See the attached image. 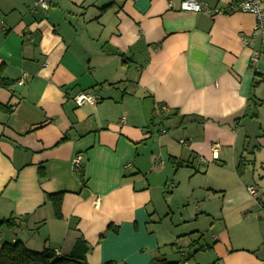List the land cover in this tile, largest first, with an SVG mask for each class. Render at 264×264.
Here are the masks:
<instances>
[{
  "label": "crops",
  "instance_id": "crops-1",
  "mask_svg": "<svg viewBox=\"0 0 264 264\" xmlns=\"http://www.w3.org/2000/svg\"><path fill=\"white\" fill-rule=\"evenodd\" d=\"M34 1L0 0V222L14 223L0 246L68 256L81 243L86 264H264L254 17L181 0ZM81 92L95 103L76 106ZM184 187L195 199L179 210Z\"/></svg>",
  "mask_w": 264,
  "mask_h": 264
},
{
  "label": "trees",
  "instance_id": "trees-1",
  "mask_svg": "<svg viewBox=\"0 0 264 264\" xmlns=\"http://www.w3.org/2000/svg\"><path fill=\"white\" fill-rule=\"evenodd\" d=\"M257 75V73H255ZM7 83L0 78V87H6ZM159 110V106L157 107ZM1 110H6L0 106ZM161 110L163 108H160ZM164 110V109H163ZM194 117H184L183 122H193ZM163 133V132H162ZM61 194H50L47 199L52 203L54 215L60 218ZM14 223L9 219L0 222V230L10 229ZM85 250L81 243L76 245L75 251L68 256H57L51 250L43 249L41 251H31L26 249L19 241L13 243L4 242L0 246V264H86L84 261Z\"/></svg>",
  "mask_w": 264,
  "mask_h": 264
},
{
  "label": "built area",
  "instance_id": "built-area-1",
  "mask_svg": "<svg viewBox=\"0 0 264 264\" xmlns=\"http://www.w3.org/2000/svg\"><path fill=\"white\" fill-rule=\"evenodd\" d=\"M48 5L49 3L47 0H35L33 4V9H40L46 11L48 9ZM178 10L192 13L205 11L213 15L234 13L250 14L254 17L255 21L254 31L260 32L262 37V46L264 47V0H237L235 3L231 4L226 10H220L217 8L210 9L206 4H199L193 0H181L178 4ZM258 59L259 53H254L249 61L250 66L254 67L257 64ZM22 83L23 79L17 82L18 85H21ZM95 101V97L88 94L87 92L78 93L73 98V102L76 106H81L84 103L94 104ZM80 160L81 158L77 156L73 160V165L75 167H80ZM247 192L251 197L257 196V191L253 186L247 187Z\"/></svg>",
  "mask_w": 264,
  "mask_h": 264
},
{
  "label": "rangeland",
  "instance_id": "rangeland-1",
  "mask_svg": "<svg viewBox=\"0 0 264 264\" xmlns=\"http://www.w3.org/2000/svg\"><path fill=\"white\" fill-rule=\"evenodd\" d=\"M169 182L166 185L167 188L165 187L163 194L166 195L168 194L172 189L169 187ZM189 193V188L188 187H184L182 189H177L176 191L173 192L172 194V206L177 207L179 210H184L186 208V204L187 203H193V199L195 198H190L189 200H187V196ZM190 206L188 208H191L192 204H189ZM189 210V209H186ZM198 229L204 233L206 232V230L209 228L210 225V221L209 220H203L201 219V221L196 224ZM4 230V229H2ZM9 231V230H7ZM19 239H21L22 241H27V236H24V234H22V236H19Z\"/></svg>",
  "mask_w": 264,
  "mask_h": 264
}]
</instances>
